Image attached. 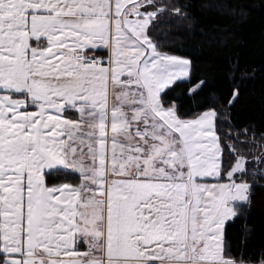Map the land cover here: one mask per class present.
Masks as SVG:
<instances>
[{
	"label": "snow or ice",
	"instance_id": "obj_1",
	"mask_svg": "<svg viewBox=\"0 0 264 264\" xmlns=\"http://www.w3.org/2000/svg\"><path fill=\"white\" fill-rule=\"evenodd\" d=\"M188 7L0 0V264H264L230 239L264 192V131L233 123L257 69L175 54Z\"/></svg>",
	"mask_w": 264,
	"mask_h": 264
},
{
	"label": "trees",
	"instance_id": "obj_2",
	"mask_svg": "<svg viewBox=\"0 0 264 264\" xmlns=\"http://www.w3.org/2000/svg\"><path fill=\"white\" fill-rule=\"evenodd\" d=\"M181 2L189 4L187 9L189 19L178 22L185 27L174 32L177 36L173 44L175 54H185L179 50L181 48L192 52L199 49L197 58L201 66L211 65L210 70L219 73H223L229 58L236 54L239 55L240 63L246 70L251 71L256 68L255 78L246 81L244 94L236 104L233 123L237 127L254 126L257 132L264 131V78L261 75L264 73V9L260 7L261 0H242L255 9L249 10L243 23L227 15L226 9L205 7L208 0H181ZM225 2L233 3L235 0H225ZM162 27H167V24ZM214 32L227 36L226 43L218 47H210L208 38ZM218 83L227 91V81L223 76ZM249 224L255 227L247 238L246 245H241L244 222L238 221L230 229L232 254L238 258L241 255L258 256L259 253L264 252V192L259 193L255 198Z\"/></svg>",
	"mask_w": 264,
	"mask_h": 264
}]
</instances>
